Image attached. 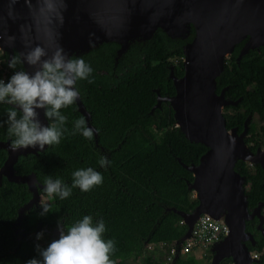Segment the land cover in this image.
<instances>
[{
	"label": "trees",
	"instance_id": "obj_1",
	"mask_svg": "<svg viewBox=\"0 0 264 264\" xmlns=\"http://www.w3.org/2000/svg\"><path fill=\"white\" fill-rule=\"evenodd\" d=\"M189 40L190 37L169 38L156 29L146 41L130 43L118 57L115 55L118 45L114 42L101 43L70 56L83 58L93 69L89 79L94 82L79 80L75 87L95 137L86 139L81 133H74L75 121L85 120L74 102L60 110L67 118L64 125L67 130L58 145L16 158L13 172L17 175L32 172L42 185L37 192L51 204V212L45 216L40 215V203L24 210L15 224L17 209L31 194L24 183L0 176V264H26L29 259H39L35 246L46 247L59 238L58 234H51L58 229V221L68 228L85 215L92 216L94 224L104 221L103 238L115 244L111 254L114 264H164L169 245L185 230L172 209L189 212L197 204L187 188L192 174L184 166L197 164L206 150L199 143L187 141L179 132L167 101L161 100L156 105L157 94L161 97L174 94L168 75L171 71L176 77L182 76L181 46ZM241 44H235L225 59L215 79V92L224 89V98L236 101L235 105H224L232 109L222 113L224 125L226 129L235 128L236 133L245 127L243 141L253 152L264 145V124L256 127L250 120L255 114L264 118V47L248 50L236 60ZM6 58V53L0 54V79L5 82L14 71L8 67ZM16 70H23L21 64ZM12 108L0 103V141L7 140L10 144L15 137L9 135L6 121ZM5 156V150L0 148V165ZM105 157L109 163L101 167L99 161ZM88 167L102 174L101 185L86 193L74 188L64 200L48 199L45 179H60L71 186L72 173ZM233 170L243 176L247 210L251 211L264 201V170L240 159L234 162ZM255 224V217L245 220L244 228L254 240L252 245L248 242L246 245L257 254V260L251 264H264V236ZM41 232L43 245L36 238ZM148 243L154 245L155 255L143 249ZM201 248L205 257L210 258L207 247H200L199 251ZM167 264L210 263H200L194 255L185 253L171 258ZM221 264L231 261L226 258Z\"/></svg>",
	"mask_w": 264,
	"mask_h": 264
},
{
	"label": "water",
	"instance_id": "obj_2",
	"mask_svg": "<svg viewBox=\"0 0 264 264\" xmlns=\"http://www.w3.org/2000/svg\"><path fill=\"white\" fill-rule=\"evenodd\" d=\"M156 29L169 38L190 37L181 46L182 76L176 77L171 71L168 75L174 94H157L156 105L168 101L179 132L187 141L206 148L197 164L183 165L192 174L187 188L193 191L197 204L189 212L172 209L185 225L174 242L172 258L178 256V247L194 221L207 214L227 226V233L207 247L209 263L221 264L229 258L233 264H251L257 259L246 242L252 245L254 240L244 223L256 215L264 201L247 210L243 176L233 170V164L240 159L264 170V150L248 149L243 141L245 127L239 133L235 128L226 129L221 107L236 101L224 98V89L215 92V79L235 44L243 41L236 60L248 50L264 47V0H0V50L6 53L7 61L13 52L20 55L37 45L49 56L57 47L72 56L107 42L118 45V57L130 43L146 41ZM21 66L30 74L35 71L27 64ZM75 104L95 137L79 99ZM38 111L41 123L47 126L44 110ZM0 148L6 153L0 176L24 183L31 194L17 209L18 224L24 210L39 204L34 197L40 195L37 188L42 185L32 172L15 174L12 165L19 155L41 151H13L7 140L0 141ZM259 230L264 236V226Z\"/></svg>",
	"mask_w": 264,
	"mask_h": 264
},
{
	"label": "clouds",
	"instance_id": "obj_3",
	"mask_svg": "<svg viewBox=\"0 0 264 264\" xmlns=\"http://www.w3.org/2000/svg\"><path fill=\"white\" fill-rule=\"evenodd\" d=\"M18 64H27L35 71L30 74L26 70H16ZM8 67L14 71L7 82L0 79V103L13 106L6 121L9 135L15 137L11 149L44 151L46 146L58 145L67 130L64 128L67 118L60 110L79 99L75 87L77 81L94 82L89 79L93 69L83 58H71L62 47H57L49 56L48 51L39 45L20 55H12ZM41 109L45 118L53 121L52 125L41 123L38 111ZM75 132L86 139L93 136V130L85 126L83 118L75 121ZM108 163L106 157L99 161L101 167ZM102 183V174L88 167L72 173L71 186L60 179H45L44 192L49 200L55 197L64 200L71 196L74 188L86 193ZM41 208V216L51 212V204L47 202H42ZM58 230L59 238L46 247L36 244L40 258L29 259L26 264H114L111 254L115 251V244L113 240L103 238L106 231L103 220L94 224L93 217L85 215L67 229L58 221ZM42 237L43 232L37 233V240Z\"/></svg>",
	"mask_w": 264,
	"mask_h": 264
},
{
	"label": "built area",
	"instance_id": "obj_4",
	"mask_svg": "<svg viewBox=\"0 0 264 264\" xmlns=\"http://www.w3.org/2000/svg\"><path fill=\"white\" fill-rule=\"evenodd\" d=\"M192 198H194L193 191H191ZM182 223V221H180ZM183 224V223H182ZM227 233V226L220 220H215L207 214H201L193 223L189 235L182 240L178 247V255L188 253L192 248L208 247L209 245L220 240ZM154 247L153 244H146L144 247ZM174 243L169 245L168 254L165 257L164 264L173 257ZM253 257L257 254L252 252ZM123 258H120L122 260Z\"/></svg>",
	"mask_w": 264,
	"mask_h": 264
},
{
	"label": "rangeland",
	"instance_id": "obj_5",
	"mask_svg": "<svg viewBox=\"0 0 264 264\" xmlns=\"http://www.w3.org/2000/svg\"><path fill=\"white\" fill-rule=\"evenodd\" d=\"M0 54H1V50H0ZM227 56H228V54L225 55L224 59H226ZM231 111H232V109H223V107H221V113H229ZM260 150H264V146H261ZM247 164L250 165L251 163H247ZM34 202L39 203V204L42 203V202H46V197L45 196H41V195H37V196L34 197ZM261 212H262V210H261ZM65 229H67V227H65ZM55 233L59 235V230L57 232H55ZM40 242H41V245H43V239H40ZM143 249L145 251H152L154 253V255L156 254V251H155L154 247H152V246L148 247V248L144 247ZM188 253L194 255L196 257V259L199 260L200 263H203L205 261H209L210 260L209 258L207 259L205 257L206 254H205V252L203 253L202 248L199 251V247L198 248H192ZM231 264H233L232 261H231Z\"/></svg>",
	"mask_w": 264,
	"mask_h": 264
},
{
	"label": "flooded vegetation",
	"instance_id": "obj_6",
	"mask_svg": "<svg viewBox=\"0 0 264 264\" xmlns=\"http://www.w3.org/2000/svg\"><path fill=\"white\" fill-rule=\"evenodd\" d=\"M242 44H243V41L241 42ZM241 44V45H242ZM167 97V96H166ZM165 101V100H164ZM168 102V101H167ZM223 109H226L225 108V106H223ZM264 116V115H263ZM250 117V116H249ZM249 119V118H248ZM262 119V120H261ZM259 118L258 117V115L257 114H255V115H253L252 117H250V120H252V122H253V124L256 126V127H259V126H261V125H263L264 124V118ZM262 146H264V145H262ZM251 165V164H250ZM260 203H262V202H260ZM261 210H262V212H261ZM262 216V217H261ZM256 218V224H255V227L256 228H262L263 227V221H264V205L263 204H260V209H259V211H257L256 212V215H254V216H252L251 218L253 219V218ZM250 218V219H251ZM259 220H261V223H260V225H258V221ZM257 225H258V227H257ZM51 234H56L55 232H53L52 231V233Z\"/></svg>",
	"mask_w": 264,
	"mask_h": 264
}]
</instances>
